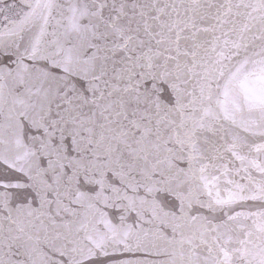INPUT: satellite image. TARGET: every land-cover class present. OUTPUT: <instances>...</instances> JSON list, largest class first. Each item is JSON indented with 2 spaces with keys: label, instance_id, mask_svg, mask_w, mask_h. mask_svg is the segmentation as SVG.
I'll return each mask as SVG.
<instances>
[{
  "label": "snow or ice",
  "instance_id": "snow-or-ice-1",
  "mask_svg": "<svg viewBox=\"0 0 264 264\" xmlns=\"http://www.w3.org/2000/svg\"><path fill=\"white\" fill-rule=\"evenodd\" d=\"M0 264H264V0H0Z\"/></svg>",
  "mask_w": 264,
  "mask_h": 264
}]
</instances>
